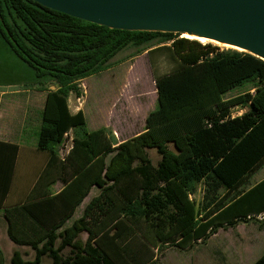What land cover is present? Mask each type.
<instances>
[{
    "label": "trees",
    "instance_id": "trees-1",
    "mask_svg": "<svg viewBox=\"0 0 264 264\" xmlns=\"http://www.w3.org/2000/svg\"><path fill=\"white\" fill-rule=\"evenodd\" d=\"M153 41L171 42L161 47L170 50L177 67L155 78L156 106L146 115L144 130L121 142L106 127L89 130L81 110L70 112V92L80 95L78 81L107 69L123 49L133 46L137 54ZM0 43L33 69L37 83L47 80L55 87L46 94L36 135L37 149L50 154L37 182L59 161L66 184L60 193L65 213L45 236L26 242L13 236L9 224L10 237L35 252L32 260H23L14 251L11 264H149L153 257L141 258L146 249L178 235V246L203 240L264 212V178L246 191L238 189L264 162L263 59L180 33L109 28L34 0H0ZM242 84L249 88L225 97ZM235 106L247 109L233 116ZM69 130L72 147L60 160L57 147ZM146 148L160 154L156 166ZM200 182L201 200L190 201L187 193H195ZM93 185L100 191L82 215L55 232ZM234 190L239 196L232 200ZM127 222L136 228L126 231ZM136 236L142 240L133 249L125 239ZM251 264H264V252Z\"/></svg>",
    "mask_w": 264,
    "mask_h": 264
},
{
    "label": "rangeland",
    "instance_id": "rangeland-1",
    "mask_svg": "<svg viewBox=\"0 0 264 264\" xmlns=\"http://www.w3.org/2000/svg\"><path fill=\"white\" fill-rule=\"evenodd\" d=\"M170 43L166 41L158 44L153 41L150 43L153 44L152 50L148 54L147 49L135 54L136 48L133 46L117 53L107 69L78 81L81 96L70 94V110L82 109L89 130L106 126L116 141L139 132L144 128L147 113L156 106L154 76L171 72L177 67L171 59L170 50L161 47ZM210 43L216 45L219 50L235 49ZM44 82L43 85L37 83L33 69L10 48L0 43V89L32 90L34 103L37 105L32 112V127L35 131L38 130L35 125L40 113L35 107L42 101L40 90L53 87L50 81ZM248 88L247 84L238 85L225 97L246 91ZM7 97L9 96L4 98ZM241 112L240 108L231 109L234 115ZM64 139L63 142L67 144L69 136ZM149 152L154 160L159 157L155 149ZM261 176H264V166L251 178V183ZM200 197L201 193L198 192L197 198ZM261 223H264V217L250 218L234 227L218 228L207 238L190 240L182 246L175 244L180 238L178 235L170 243H161L150 250L146 249L141 258L149 261V258L153 257L149 264H251L264 252V224ZM132 243L134 245L130 243L131 248H139L136 246L138 242Z\"/></svg>",
    "mask_w": 264,
    "mask_h": 264
},
{
    "label": "crops",
    "instance_id": "crops-1",
    "mask_svg": "<svg viewBox=\"0 0 264 264\" xmlns=\"http://www.w3.org/2000/svg\"><path fill=\"white\" fill-rule=\"evenodd\" d=\"M147 50H149L147 51L148 54L152 49L148 48ZM156 77L158 76H154V84ZM54 89L55 87L53 86L51 89L43 88L40 90L42 101L38 107H35L37 108V112H40L39 120L36 119L37 124L35 125V129H38L41 123V112L44 107L46 94L48 91ZM71 93L74 92H70V94ZM75 95L80 97L81 92L80 95ZM5 96L9 97L5 99ZM34 106L37 105L34 103L32 90L30 88L14 90L0 89V250L3 255V264H11V257L14 251H19L23 260H32L35 256V252L30 244L16 242L10 237L8 233V226L10 223L11 233L14 237L26 242H31L33 240L40 239L41 237L45 236L47 232L51 231L65 213L64 198L60 197V193L66 184L60 178L62 171L59 166V161H56V163H54V165L48 169L47 176L43 181L37 182L40 173L44 170L46 164L48 163L50 154L46 151L38 150L36 147L37 131L33 130L32 127V112ZM68 108L70 110L69 104ZM233 108H240V111H242L241 113L247 109L246 107L242 106H235ZM78 110H81L85 117L84 111L82 109ZM77 111L70 110L71 113H76ZM241 113H238L237 115H240ZM232 115L236 116L234 114ZM144 128L131 137L142 132ZM65 136H69V142L66 144L63 142L65 139H63V141L57 147V156L60 160L64 159L72 147L71 130H69ZM125 139L127 138L122 140ZM122 140H119L118 142H121ZM169 147L174 149L171 143L169 144ZM151 149L155 148H146V152L151 160V164L156 166L160 159V154L156 151L159 157L154 160L150 156L149 151ZM111 155L112 153L107 155L106 162L109 161ZM263 166L264 162L258 169L250 174L246 180V183L238 187V189L241 191H246L255 183L262 180L264 176L257 177L256 180L251 183V178L256 175V173ZM99 191L100 189L97 186H91L88 194L75 208L71 216L59 224V226H57L54 231L60 232L66 227H69L74 220L78 219L82 215L85 205L92 197L96 196ZM198 192L201 193L200 199L197 198ZM203 192L204 184L200 182L195 193H187L188 199L190 201L195 200V202L198 203L202 198ZM219 192L220 194H224L222 189L219 190ZM235 192V190L232 191L228 197L233 196ZM238 196L239 194L234 195L232 200ZM28 203H31V205L27 206L25 210L13 209L14 207L23 204L26 205ZM104 225H106V222ZM109 225H111V223L108 224V226ZM133 227L129 222H127L126 231L133 230ZM105 228H107V225ZM140 230L144 229L141 226L137 228L138 234L140 233ZM86 237L87 232L85 230L80 232L81 240L84 241ZM44 240L45 238L40 240L38 246H42ZM141 240L142 238L140 236H136L125 239V242L127 244L131 243L133 246L134 244L132 242L136 241L138 242L136 243V246H139V242H141ZM58 241L59 239H57L56 245L58 244ZM41 260L45 263L50 262V259L47 256H42Z\"/></svg>",
    "mask_w": 264,
    "mask_h": 264
},
{
    "label": "water",
    "instance_id": "water-1",
    "mask_svg": "<svg viewBox=\"0 0 264 264\" xmlns=\"http://www.w3.org/2000/svg\"><path fill=\"white\" fill-rule=\"evenodd\" d=\"M109 28L174 32L264 60V0H34Z\"/></svg>",
    "mask_w": 264,
    "mask_h": 264
},
{
    "label": "bare ground",
    "instance_id": "bare-ground-1",
    "mask_svg": "<svg viewBox=\"0 0 264 264\" xmlns=\"http://www.w3.org/2000/svg\"><path fill=\"white\" fill-rule=\"evenodd\" d=\"M182 36L187 37V38L194 39V37H193V36H190V35L182 34ZM198 41H200L201 43H206V42H208L207 40H205V39H203V38H199ZM214 43H216V42H214ZM226 46H229V45H226ZM230 47H232V46H230ZM233 48H235V47H233ZM235 49L240 50L239 48H235Z\"/></svg>",
    "mask_w": 264,
    "mask_h": 264
},
{
    "label": "built area",
    "instance_id": "built-area-1",
    "mask_svg": "<svg viewBox=\"0 0 264 264\" xmlns=\"http://www.w3.org/2000/svg\"><path fill=\"white\" fill-rule=\"evenodd\" d=\"M252 217L262 219L264 217V212L263 213H259L257 215H248V219H250Z\"/></svg>",
    "mask_w": 264,
    "mask_h": 264
}]
</instances>
